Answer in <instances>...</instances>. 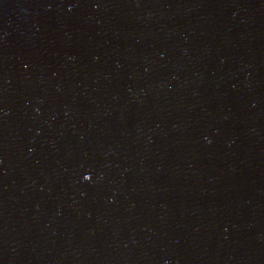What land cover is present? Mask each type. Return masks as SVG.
Wrapping results in <instances>:
<instances>
[{"label": "water", "instance_id": "1", "mask_svg": "<svg viewBox=\"0 0 264 264\" xmlns=\"http://www.w3.org/2000/svg\"><path fill=\"white\" fill-rule=\"evenodd\" d=\"M0 264H264V0H0Z\"/></svg>", "mask_w": 264, "mask_h": 264}]
</instances>
